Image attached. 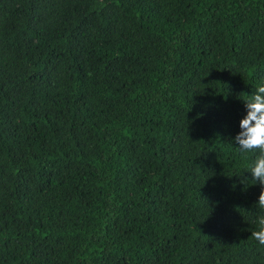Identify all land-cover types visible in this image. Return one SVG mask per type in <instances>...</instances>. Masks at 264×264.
<instances>
[{
    "label": "trees",
    "instance_id": "1",
    "mask_svg": "<svg viewBox=\"0 0 264 264\" xmlns=\"http://www.w3.org/2000/svg\"><path fill=\"white\" fill-rule=\"evenodd\" d=\"M261 84L264 0H0V264H264Z\"/></svg>",
    "mask_w": 264,
    "mask_h": 264
},
{
    "label": "clouds",
    "instance_id": "2",
    "mask_svg": "<svg viewBox=\"0 0 264 264\" xmlns=\"http://www.w3.org/2000/svg\"><path fill=\"white\" fill-rule=\"evenodd\" d=\"M246 114L240 120V131L234 137L235 148L242 154H253L246 172L255 184L260 185L257 207L264 210V84L257 86L252 94L244 93L241 99ZM256 229L251 238L264 246V212L256 218Z\"/></svg>",
    "mask_w": 264,
    "mask_h": 264
}]
</instances>
